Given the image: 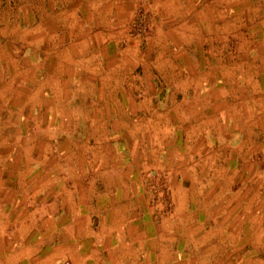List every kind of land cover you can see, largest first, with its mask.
<instances>
[{
  "label": "rangeland",
  "instance_id": "obj_1",
  "mask_svg": "<svg viewBox=\"0 0 264 264\" xmlns=\"http://www.w3.org/2000/svg\"><path fill=\"white\" fill-rule=\"evenodd\" d=\"M100 198L264 264V0H0V219L26 200L38 238L18 255L3 219L0 264H40V233L70 237L61 264L123 262L90 239Z\"/></svg>",
  "mask_w": 264,
  "mask_h": 264
},
{
  "label": "crops",
  "instance_id": "obj_2",
  "mask_svg": "<svg viewBox=\"0 0 264 264\" xmlns=\"http://www.w3.org/2000/svg\"><path fill=\"white\" fill-rule=\"evenodd\" d=\"M10 164L11 163H9L8 165ZM27 204L28 203L26 200H22L21 202H16L15 205L13 203H10V208L19 205L17 207L21 209V215L25 212V210L27 211V208H25V205ZM111 205L112 206H107V204L104 202V199L100 198V200H97V202L92 207L94 209L92 210L93 212L97 211L98 213H100V218L98 219L100 220V235H98V237L91 235L90 239L93 241L94 237L95 240H98L97 243L98 245H100V251H98V254L101 257L119 256L124 260L123 262H120L118 259H116V264H184L183 262H178L177 260H175V256L181 254L187 257H194L192 259V262L190 261L191 264H217L215 256L220 255V250L222 248V243L218 235L204 231L195 232L189 234L186 238H184V243L183 240L182 242L178 243L180 240V235L179 237H176V240H178V242L176 243L173 242V240L175 239V236L173 235L172 237L158 236L157 238L156 235L153 236L152 233V235L147 234V236H150L149 238H147L145 237V234L142 229L138 227L139 222L137 221L136 211H132L129 207H120L119 209H117L114 208L113 204ZM0 208L5 209L9 207H7V204L4 201H1ZM57 209V206L53 209L54 214L56 213ZM83 211L85 212V208ZM7 214L5 213L4 215L6 217L0 219V230L3 229L4 225H6L3 219H6V223L8 221V224L9 220L12 224L14 223V225L17 223L15 232L18 235L17 240L20 243L18 249H16L17 254L28 256L33 254L36 255L37 251H35V253L30 252V249L28 248H31L32 244L35 243L34 249H36L38 238H36V241L29 239L28 232H25L22 227L23 224H26V217L21 218L20 215H18L15 219L9 216L11 215V213H9L8 215ZM42 214L43 215H41L40 217L44 216V213ZM32 223L33 221L31 220L30 224ZM5 228H7V226H5ZM6 230H9V226ZM40 235V238H42V242L40 243V264H61L62 258L64 257H62V251L57 250L56 248L57 245L60 244V240L66 241V239L69 240L70 237L62 238L59 235H54L53 238L54 240L56 239V242L52 244L53 249L50 248L43 250V248L48 247V245L43 242V238L45 241L46 236L42 233H40ZM80 235L81 231L76 230L72 237L74 239H78ZM28 243L30 246H26ZM72 250V254L65 253L64 251H67L65 248V250L63 251L67 255L65 257H68L70 259V262L82 260L81 256L78 257V255L75 254L76 250ZM125 256L129 258L131 257V259L128 261L124 259ZM99 261L100 263H105L106 258H102L101 260H95V264ZM35 263L38 264L39 260L35 261ZM232 263H235V261H232Z\"/></svg>",
  "mask_w": 264,
  "mask_h": 264
}]
</instances>
